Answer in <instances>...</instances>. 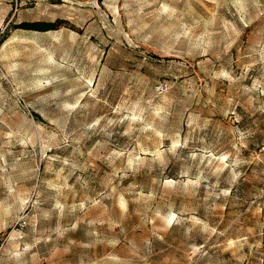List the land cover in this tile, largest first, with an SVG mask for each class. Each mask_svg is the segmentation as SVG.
<instances>
[{
  "label": "rangeland",
  "instance_id": "obj_1",
  "mask_svg": "<svg viewBox=\"0 0 264 264\" xmlns=\"http://www.w3.org/2000/svg\"><path fill=\"white\" fill-rule=\"evenodd\" d=\"M0 264H264V0H0Z\"/></svg>",
  "mask_w": 264,
  "mask_h": 264
},
{
  "label": "trees",
  "instance_id": "obj_2",
  "mask_svg": "<svg viewBox=\"0 0 264 264\" xmlns=\"http://www.w3.org/2000/svg\"><path fill=\"white\" fill-rule=\"evenodd\" d=\"M60 23H61V20H55L53 22L32 21V22H21L14 27L16 28L19 27V28L28 29V30L46 31V30L57 28Z\"/></svg>",
  "mask_w": 264,
  "mask_h": 264
}]
</instances>
